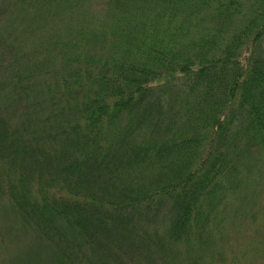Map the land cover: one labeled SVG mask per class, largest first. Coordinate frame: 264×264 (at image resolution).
I'll use <instances>...</instances> for the list:
<instances>
[{
  "label": "trees",
  "instance_id": "16d2710c",
  "mask_svg": "<svg viewBox=\"0 0 264 264\" xmlns=\"http://www.w3.org/2000/svg\"><path fill=\"white\" fill-rule=\"evenodd\" d=\"M46 1L10 21L26 68L0 40V210L24 264H258L264 0Z\"/></svg>",
  "mask_w": 264,
  "mask_h": 264
},
{
  "label": "rangeland",
  "instance_id": "374dc122",
  "mask_svg": "<svg viewBox=\"0 0 264 264\" xmlns=\"http://www.w3.org/2000/svg\"><path fill=\"white\" fill-rule=\"evenodd\" d=\"M51 0H48L45 2L44 12L49 11L48 9L54 10V2H50ZM8 3V1H7ZM27 6V8H25ZM5 8V7H4ZM15 9V10H14ZM26 9V10H25ZM29 10L28 4L26 0H21L18 2H15V5H7L6 13L4 15V19L0 20V40L4 43V41L7 39L8 41L13 38L15 42L20 41L17 43L16 47H20L17 50L15 49H3L2 52L6 55L5 57V63L4 65H9V63L15 68V69H24L26 68V63L19 62L16 66L14 65V58L17 54H28L30 50L34 53H38L39 51L36 50L33 47V43L35 41L27 40L25 39L24 34L22 36H16L13 34L12 31V25L10 21L16 20V18L20 19L25 18V13ZM16 14L18 17H14V14ZM25 11V12H24ZM50 15L54 17L56 13L50 12ZM52 17V18H53ZM24 27H26V32L28 28L31 29V27L28 24H22ZM48 37V35H47ZM46 39V37H44ZM49 41V38H47ZM45 41V40H44ZM44 43V42H43ZM14 47V46H13ZM29 64V60H26ZM1 67V65H0ZM252 164L254 165V169L251 174H248V180L250 183L247 185V181L244 187L251 189L255 185L259 184V186L256 187L260 189L259 192V198L256 203V206L253 210V222H250V224L247 226L249 229L253 231L254 236L252 237L253 240L256 241V245L259 248H264V185H260L262 177L264 176V153L257 154L255 153ZM242 169V168H241ZM246 173V171H244ZM245 193V191H243ZM228 202L226 205L222 206V212L223 213H229L230 211L235 212L237 209L239 201L235 199H226ZM5 202L0 199V208L5 207ZM242 209H246L247 212V205L241 206ZM0 213L2 214L1 210ZM8 223V218L5 217L3 214L0 216V264H24V260L22 259L23 255L25 254L24 248L26 245V242H23L22 240L13 241V246L11 247V242L9 239L5 236L8 235L5 232V225ZM259 241V242H258ZM241 248V247H240ZM242 251H244V248H241ZM264 253V250H263ZM248 258H251L248 256ZM258 264H264V255L258 259Z\"/></svg>",
  "mask_w": 264,
  "mask_h": 264
}]
</instances>
